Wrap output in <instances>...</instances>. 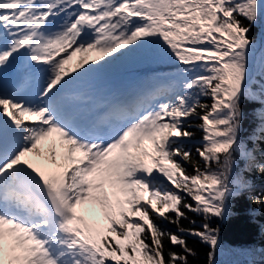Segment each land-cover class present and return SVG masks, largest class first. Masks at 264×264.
Listing matches in <instances>:
<instances>
[{"label": "snow or ice", "instance_id": "snow-or-ice-1", "mask_svg": "<svg viewBox=\"0 0 264 264\" xmlns=\"http://www.w3.org/2000/svg\"><path fill=\"white\" fill-rule=\"evenodd\" d=\"M137 53L173 62L170 82L102 115L67 103L83 77ZM260 142L264 0H0V264H190L188 236L215 264L211 221L245 192L264 207L244 177L264 175Z\"/></svg>", "mask_w": 264, "mask_h": 264}, {"label": "trees", "instance_id": "trees-1", "mask_svg": "<svg viewBox=\"0 0 264 264\" xmlns=\"http://www.w3.org/2000/svg\"><path fill=\"white\" fill-rule=\"evenodd\" d=\"M260 26H255L252 31L254 37L259 36ZM143 60L151 61L153 63H161L171 65L173 62L167 59L160 58L155 55H145L140 53ZM211 103L210 100L207 101ZM196 124L200 121L196 120ZM254 122L249 114L245 121V131H250ZM195 135L191 139L183 141L184 146L192 151L194 158L199 159L195 149L201 146L203 132L196 128L189 129ZM251 146V144H250ZM264 142L259 143V151H257V159L264 162ZM239 168H242L244 161L240 160ZM201 164L203 162L201 161ZM188 171H192L191 165L186 166ZM213 167H216L213 165ZM234 175V174H233ZM244 177L252 182L253 189L251 194L260 196L264 199V175L258 169L253 168L250 172H245ZM167 183L166 181L164 182ZM189 202H191L189 200ZM230 215L224 220L213 219L212 225L219 226L220 228V243L215 251V264H264V207L258 206L249 199V193L245 192L244 195L232 199L230 202ZM172 215V214H170ZM191 219L197 221L196 227L202 222V217L194 213H188ZM162 228L176 232L177 228L174 224H169L166 221H161ZM181 225L185 228L191 227L188 220H182ZM187 242L192 247L197 255L195 257L189 256L190 264H208V252L211 250L207 244L199 241V239L188 236ZM167 247L173 246L165 241ZM174 250L180 251L177 246Z\"/></svg>", "mask_w": 264, "mask_h": 264}, {"label": "rangeland", "instance_id": "rangeland-1", "mask_svg": "<svg viewBox=\"0 0 264 264\" xmlns=\"http://www.w3.org/2000/svg\"><path fill=\"white\" fill-rule=\"evenodd\" d=\"M80 55L81 54H77L76 57L73 58L72 61H70L65 67L69 70V73L70 71H72L73 68L76 69V71L78 72H81L83 71V69L79 68L77 66V61L79 60L80 58ZM85 56V58L89 61V63H91L94 59L92 58V53H85L83 54ZM113 55H116V54H113ZM126 58L128 60H126ZM126 58H123V59H120V60H117L116 62L114 63H126V62H133L135 64V70L134 71H139L140 68L144 65L148 66V64H153L149 61H142L141 58H140V53H137V54H133L129 57H126ZM104 59H109V57H104ZM130 60V61H129ZM97 63H103V61H97ZM89 65H85V67H88ZM158 67V69H156L155 71H152V73H149L148 75H145V74H142L140 75L139 77H137L136 79H134L135 82H137L138 80H146L147 81V84L148 85H151V86H155L154 88L156 87H159L160 85H164V83H166V77H170L174 74L175 72V66L172 65L170 67H166V66H163L161 64H158L156 65ZM174 66V67H173ZM164 76V77H163ZM85 78V77H83ZM170 81H168L169 83Z\"/></svg>", "mask_w": 264, "mask_h": 264}, {"label": "bare ground", "instance_id": "bare-ground-1", "mask_svg": "<svg viewBox=\"0 0 264 264\" xmlns=\"http://www.w3.org/2000/svg\"><path fill=\"white\" fill-rule=\"evenodd\" d=\"M126 60H128L126 58ZM130 61V60H129ZM111 82L114 84H123L124 87L129 86V80H132L135 76H130L135 70V64L133 62L126 63H112L110 64Z\"/></svg>", "mask_w": 264, "mask_h": 264}]
</instances>
